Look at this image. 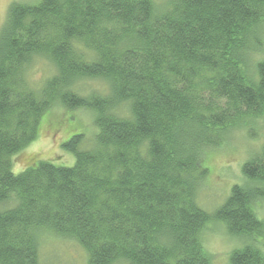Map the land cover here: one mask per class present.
Returning <instances> with one entry per match:
<instances>
[{
	"label": "trees",
	"instance_id": "16d2710c",
	"mask_svg": "<svg viewBox=\"0 0 264 264\" xmlns=\"http://www.w3.org/2000/svg\"><path fill=\"white\" fill-rule=\"evenodd\" d=\"M55 73L33 87L29 68ZM104 91L84 93L86 81ZM55 105L87 109L98 133L64 148L72 167L13 158ZM264 133V0L13 2L0 29V264H39L43 230L87 264H214L203 234L238 239L228 264H264V141L213 213L203 156L239 130Z\"/></svg>",
	"mask_w": 264,
	"mask_h": 264
},
{
	"label": "rangeland",
	"instance_id": "374dc122",
	"mask_svg": "<svg viewBox=\"0 0 264 264\" xmlns=\"http://www.w3.org/2000/svg\"><path fill=\"white\" fill-rule=\"evenodd\" d=\"M40 1L0 0V29L13 2L36 5ZM29 73L31 83L36 88L55 73V68L47 59L38 58L30 66ZM105 89V83L100 80L84 83L86 94L92 90ZM94 120L95 116L90 110H69L55 105L43 115L38 138L14 156V173L20 174L29 167H35L40 161L72 167L75 155L67 151L64 144L73 136L81 135L80 148H92L98 133ZM255 132L256 135L251 137L243 130L236 131L225 144L205 151L202 163L209 174L203 182L198 201L208 212L213 213L223 204L235 184L243 183L245 178L242 166L260 149L261 142L264 141L262 129L257 127ZM257 211L264 218V200L258 202ZM203 241L214 264H228L231 252L240 247L238 239L231 236L223 224L214 221L204 230ZM40 243L39 264H87L86 252L73 240L59 237L50 230H43Z\"/></svg>",
	"mask_w": 264,
	"mask_h": 264
}]
</instances>
